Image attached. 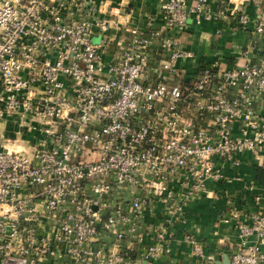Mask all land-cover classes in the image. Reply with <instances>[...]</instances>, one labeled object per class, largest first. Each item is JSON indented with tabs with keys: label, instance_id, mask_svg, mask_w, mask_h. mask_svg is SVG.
<instances>
[{
	"label": "built area",
	"instance_id": "obj_1",
	"mask_svg": "<svg viewBox=\"0 0 264 264\" xmlns=\"http://www.w3.org/2000/svg\"><path fill=\"white\" fill-rule=\"evenodd\" d=\"M96 11L94 0H0V122L16 126L13 138L0 126V264L162 258L188 205L232 182L224 167L239 154L264 150V0H159L160 26L122 37ZM189 20L247 31L233 50L245 62L187 73ZM247 188L253 202L232 196L223 219L239 238L228 264L264 262V187Z\"/></svg>",
	"mask_w": 264,
	"mask_h": 264
},
{
	"label": "crops",
	"instance_id": "obj_2",
	"mask_svg": "<svg viewBox=\"0 0 264 264\" xmlns=\"http://www.w3.org/2000/svg\"><path fill=\"white\" fill-rule=\"evenodd\" d=\"M97 5V15L100 18L117 20L118 24H112L110 36H123V29L139 27L142 29L158 28L160 20L157 17L159 0H94ZM219 3L215 4L216 7ZM116 12L110 14V9ZM251 18L254 16L252 7H248ZM234 22V19H233ZM227 24L217 21H204L196 24L188 21L186 29L180 33L181 46L193 51L194 56L182 62L187 73H194L201 64L209 65L219 60L221 67H232L243 64L245 59L238 52L243 50L248 41V32H233V28ZM219 30V33H216ZM125 36V35H124ZM98 31L91 36L93 42L99 41ZM114 42H110L109 53L115 52ZM253 50V59H256ZM5 129L7 137H15L16 126L9 118L7 125L5 121L0 122ZM31 132L30 134H32ZM28 134V135H30ZM30 138L27 134L22 137L21 145H26ZM25 141V142H24ZM237 165L225 166V173L232 178V182H217L210 185L215 190L210 197H203L192 202L186 208V220L175 227V233L169 242L170 253L162 258L147 259L140 255H134L130 264H228L229 256L234 245L239 240L233 222H225L223 219L232 202V196L243 198L248 204L253 202V193L247 186L254 182L255 188L260 191L261 185L255 177L259 167L264 168V150L259 155L244 152L238 156ZM255 188L253 190H255ZM158 221V219H157ZM155 218L147 220L149 225H154ZM191 239L198 240L203 244L205 258L203 261L192 252ZM148 242V238H145ZM264 248V245H263ZM137 250V249H136ZM138 251V250H137ZM264 264V262L262 263Z\"/></svg>",
	"mask_w": 264,
	"mask_h": 264
},
{
	"label": "trees",
	"instance_id": "obj_3",
	"mask_svg": "<svg viewBox=\"0 0 264 264\" xmlns=\"http://www.w3.org/2000/svg\"><path fill=\"white\" fill-rule=\"evenodd\" d=\"M255 177H256V180L261 184V185H264V168L263 167H259L257 168L256 170V174H255ZM125 247V246H124ZM128 252V255L125 257V258H128V259H133L132 257L134 255H136L135 251H129L127 250ZM134 254V255H133Z\"/></svg>",
	"mask_w": 264,
	"mask_h": 264
},
{
	"label": "rangeland",
	"instance_id": "obj_4",
	"mask_svg": "<svg viewBox=\"0 0 264 264\" xmlns=\"http://www.w3.org/2000/svg\"><path fill=\"white\" fill-rule=\"evenodd\" d=\"M240 65H242V64H240Z\"/></svg>",
	"mask_w": 264,
	"mask_h": 264
}]
</instances>
